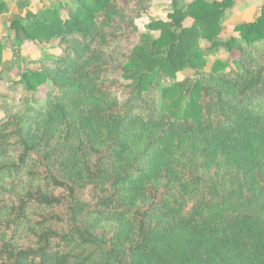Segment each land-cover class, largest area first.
Listing matches in <instances>:
<instances>
[{
  "label": "trees",
  "instance_id": "obj_1",
  "mask_svg": "<svg viewBox=\"0 0 264 264\" xmlns=\"http://www.w3.org/2000/svg\"><path fill=\"white\" fill-rule=\"evenodd\" d=\"M151 1L16 3L14 52L61 44L0 118V264H264V3L221 40L234 0Z\"/></svg>",
  "mask_w": 264,
  "mask_h": 264
},
{
  "label": "rangeland",
  "instance_id": "obj_2",
  "mask_svg": "<svg viewBox=\"0 0 264 264\" xmlns=\"http://www.w3.org/2000/svg\"><path fill=\"white\" fill-rule=\"evenodd\" d=\"M7 9L0 16V43L4 44V51L2 56V63H8V70L5 74L0 77V118H3L7 113L14 109L15 104L18 102L19 94L11 88L14 83L19 79V74L22 69L29 68L35 69L38 64L45 59H48L52 55H56V52L52 50L55 45H60L59 39L52 40H25L20 46L19 51L14 52L9 46L12 41V32L10 31L8 25L9 20L13 13L17 10L16 3H23V12L28 11L31 15H35L37 11L41 8L43 4L55 3L58 0H14V5L11 0H3ZM182 1V0H177ZM188 0H183L185 2ZM264 3V0H234V4L228 8L223 15L222 21L220 23V33L219 39L225 40L230 36L236 35L233 32V26L240 23L251 20L260 6ZM14 12L10 13V10ZM171 11V4L169 0H152L148 9L146 10L144 16L136 19L135 23L139 31H145L146 24L151 20L156 19H167V14ZM184 24L191 23V19L187 18L183 22ZM154 36L158 35L157 31H151ZM200 45L202 47L208 45L206 41L200 40ZM4 53L6 56L4 57ZM18 53V54H17ZM226 53L223 49H218L217 51H210L206 56V64L203 70H209L213 61L218 58L224 59ZM4 57V58H3ZM194 77L193 71L190 69H183L178 71L176 74V79L181 80L184 77ZM171 83L168 79H163L160 81V86H166ZM46 86L40 87L39 95L43 96L46 90ZM156 100L159 102L160 94L159 90L155 91ZM126 97L124 93L120 94V98L123 100Z\"/></svg>",
  "mask_w": 264,
  "mask_h": 264
},
{
  "label": "crops",
  "instance_id": "obj_3",
  "mask_svg": "<svg viewBox=\"0 0 264 264\" xmlns=\"http://www.w3.org/2000/svg\"><path fill=\"white\" fill-rule=\"evenodd\" d=\"M11 1H12L13 5H14V2H13L14 0H11ZM11 12H14V11L11 9V10H10V13H11ZM5 56H6V53H4V57H5ZM4 57H3V58H4ZM6 57H7V56H6Z\"/></svg>",
  "mask_w": 264,
  "mask_h": 264
}]
</instances>
